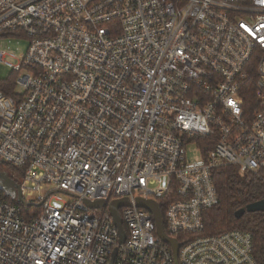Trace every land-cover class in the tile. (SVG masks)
I'll use <instances>...</instances> for the list:
<instances>
[{
    "label": "built area",
    "instance_id": "built-area-1",
    "mask_svg": "<svg viewBox=\"0 0 264 264\" xmlns=\"http://www.w3.org/2000/svg\"><path fill=\"white\" fill-rule=\"evenodd\" d=\"M0 63L22 89H0V161L41 203L0 195V264H176L138 197L180 264H259L250 232L204 228L216 168L264 169V0H0Z\"/></svg>",
    "mask_w": 264,
    "mask_h": 264
},
{
    "label": "trees",
    "instance_id": "trees-1",
    "mask_svg": "<svg viewBox=\"0 0 264 264\" xmlns=\"http://www.w3.org/2000/svg\"><path fill=\"white\" fill-rule=\"evenodd\" d=\"M16 78L17 75L14 73L7 79L0 80V89L7 95H12L18 87ZM2 164L3 162L0 163ZM5 167L21 175L18 167L10 163ZM11 178L13 179V176ZM214 180L220 203L205 212L204 232L217 234L233 229L250 232L253 236V255L259 264H264V211L245 212L241 217L236 216V212L246 208L248 204L264 200V169L259 174L252 172L240 174L236 166L222 165L215 169ZM0 195L3 199L20 206L26 216L40 211V207H27L1 188Z\"/></svg>",
    "mask_w": 264,
    "mask_h": 264
},
{
    "label": "water",
    "instance_id": "water-1",
    "mask_svg": "<svg viewBox=\"0 0 264 264\" xmlns=\"http://www.w3.org/2000/svg\"><path fill=\"white\" fill-rule=\"evenodd\" d=\"M0 188L5 190L6 193L12 197L18 196V200L27 207L31 205H37V206L41 205V203L35 204L33 202H29L25 200L19 183H17L14 179L9 177L6 173L2 171H0ZM136 202L139 207L146 208L153 213L154 218L157 223V231H158L159 236L165 242H168L171 244L173 248L174 256H175V263L180 264L178 260V251H179V247L181 246V244L175 238H171L166 234L164 230L162 214H161L159 203L154 200L145 199L141 197H138L136 199ZM86 203L92 208L101 207L106 204L105 200H96V201L87 200ZM124 205H130V200L128 198L113 200L109 205L110 211L114 219V223L120 231V242H123L126 239V233H125L122 219L119 213V207L124 206ZM257 211H264V200H259V201L248 204L246 208H242L238 210L236 212V216L241 217L245 212H257ZM117 251H118V248H115L110 264H114V259L116 257Z\"/></svg>",
    "mask_w": 264,
    "mask_h": 264
},
{
    "label": "rangeland",
    "instance_id": "rangeland-1",
    "mask_svg": "<svg viewBox=\"0 0 264 264\" xmlns=\"http://www.w3.org/2000/svg\"><path fill=\"white\" fill-rule=\"evenodd\" d=\"M1 41H2L1 47L3 49L10 51V52H13L17 56L22 55L26 51L27 46H28L27 38H20V39L8 38V39H3ZM13 74H14V72H13L11 67H9L3 63H0V80L7 79L8 77L12 76ZM20 90H22V89L20 87H17V90L15 92H20ZM187 155H188L189 160H196L200 157V152H199L198 146L195 145V143L189 144ZM0 163H1V161H0ZM7 164H9V163L3 162V164L0 165V171L6 173L9 177L13 176V178L15 180H17L16 172H11V170H9L7 167H5V166H7ZM19 180H21V179H19ZM54 189H55L54 184L48 183V184H45L41 193H42V195H46L49 191H52ZM53 194L62 196L64 200H67V201L71 200V197L66 195L63 192L57 191ZM37 195H38V193L35 194L34 196L25 195L24 197L27 200H31L34 197H36ZM16 197L18 199V196H16ZM54 203L56 205H59V203L56 201H54Z\"/></svg>",
    "mask_w": 264,
    "mask_h": 264
},
{
    "label": "bare ground",
    "instance_id": "bare-ground-1",
    "mask_svg": "<svg viewBox=\"0 0 264 264\" xmlns=\"http://www.w3.org/2000/svg\"><path fill=\"white\" fill-rule=\"evenodd\" d=\"M2 163V162H1ZM17 198V197H16Z\"/></svg>",
    "mask_w": 264,
    "mask_h": 264
}]
</instances>
